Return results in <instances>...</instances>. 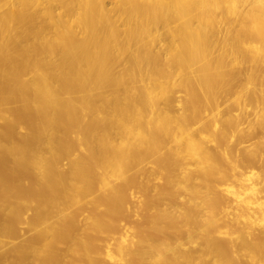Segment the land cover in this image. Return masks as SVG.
Returning <instances> with one entry per match:
<instances>
[{
  "label": "bare ground",
  "instance_id": "bare-ground-1",
  "mask_svg": "<svg viewBox=\"0 0 264 264\" xmlns=\"http://www.w3.org/2000/svg\"><path fill=\"white\" fill-rule=\"evenodd\" d=\"M0 264H264V0H0Z\"/></svg>",
  "mask_w": 264,
  "mask_h": 264
},
{
  "label": "rangeland",
  "instance_id": "rangeland-1",
  "mask_svg": "<svg viewBox=\"0 0 264 264\" xmlns=\"http://www.w3.org/2000/svg\"><path fill=\"white\" fill-rule=\"evenodd\" d=\"M181 96V92H179L178 93V97H180ZM243 123L245 124L246 123V121L244 122L243 121ZM133 219H135V217H133V215H131V216H128L125 220H124V222L126 221V222H132L133 223ZM130 225V224H129Z\"/></svg>",
  "mask_w": 264,
  "mask_h": 264
}]
</instances>
